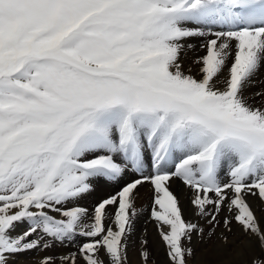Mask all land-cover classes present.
Wrapping results in <instances>:
<instances>
[{
    "label": "snow or ice",
    "instance_id": "1",
    "mask_svg": "<svg viewBox=\"0 0 264 264\" xmlns=\"http://www.w3.org/2000/svg\"><path fill=\"white\" fill-rule=\"evenodd\" d=\"M261 66L264 0H0V264L65 242L38 264H128L145 183L168 264L234 226L240 264H264ZM101 181L118 191L89 212Z\"/></svg>",
    "mask_w": 264,
    "mask_h": 264
},
{
    "label": "bare ground",
    "instance_id": "2",
    "mask_svg": "<svg viewBox=\"0 0 264 264\" xmlns=\"http://www.w3.org/2000/svg\"><path fill=\"white\" fill-rule=\"evenodd\" d=\"M193 45L191 49H187L183 54V59L185 61V65H191V62L199 56L204 55V50L201 45L204 43L203 38H194L190 41ZM195 71V66H193ZM227 73V68L224 70L222 75ZM264 90V66H261L256 75L253 77V83L245 90L247 95H253L254 93ZM150 171L146 167V173ZM135 175L133 173H129V176ZM127 179V178H126ZM170 190L177 195L180 203V207L184 214L185 219H192V206L190 204L191 192L187 190L183 184L179 180H173L170 185ZM118 191V186L113 185L107 182H94V190L77 203L80 206L88 208L89 212L92 211L93 206L101 199L107 198L109 195L115 194ZM253 207L257 210V215H264V204L257 200H251ZM136 207L138 209V215L134 220V227L131 236L129 237L128 242H132L135 245V249L140 254L138 260H136L134 253H128V257L130 258L133 264H145L141 252L148 251L149 257L147 264H168L166 251L162 248H165L163 241L161 240L156 222L151 219V210H152V191L151 185L145 183L140 186L137 190L136 196ZM24 225L18 229L22 230ZM219 231V229L217 230ZM78 241L83 238L78 237ZM230 241L232 242H240L242 236L239 232V229L235 226L233 227V233L229 236ZM147 241L146 245H142V241ZM153 242V243H151ZM192 242H209V248L205 250L194 249L195 255L191 260V264H231V261L234 258V252L231 250L228 245L225 249L216 250L218 247V243L223 245L216 236L211 238L205 237L203 240L193 238ZM152 244L154 245V249L152 248ZM64 245V244H63ZM58 246V245H57ZM69 245H67L68 247ZM193 247V246H192ZM69 252H74L75 250L69 248ZM48 251H41V249H35L30 252H26L21 254L16 260L15 264H38L39 260L45 256H54L57 259L60 255H67V252L58 253L55 249V246L47 249ZM132 249H128V252H131ZM44 253V254H43ZM49 253V254H47ZM34 256H31V255ZM128 261V262H130ZM240 264V263H235Z\"/></svg>",
    "mask_w": 264,
    "mask_h": 264
},
{
    "label": "rangeland",
    "instance_id": "3",
    "mask_svg": "<svg viewBox=\"0 0 264 264\" xmlns=\"http://www.w3.org/2000/svg\"><path fill=\"white\" fill-rule=\"evenodd\" d=\"M151 243H153V242H151ZM153 244H152V248L154 249V245ZM67 245H69V246L67 247ZM52 246H55V249H58L57 250L58 253H63V252L70 253L68 251V250H70L69 248H71L73 250H76L77 244L76 243H68V242H65L64 245L63 244H59V243H53ZM192 246H193L194 249H197L198 248V250H200V249L201 250L202 249L205 250V249H208L209 248V242H192ZM229 246H230L231 250L234 252V258L231 261V264L240 263V257L237 255V253L239 251V242H232ZM223 248L225 249L226 246L220 245L218 243V247L215 248V249L216 250H222ZM66 249H68V250H66ZM128 249H132V251L131 252H128ZM162 249L166 251V247L165 248H162ZM41 251H48V250L47 249H43ZM128 253H134L136 260H138L139 257H140V254L137 252V250L135 249V245H133L132 242H128V248H127V259H128V261H130V258L128 257ZM47 254H49V253H47ZM31 256H34V255L32 254ZM60 256H62V255H60ZM133 263L134 262H131V261L128 262V264H133ZM137 264H139V261H137ZM141 264H142V262H141Z\"/></svg>",
    "mask_w": 264,
    "mask_h": 264
}]
</instances>
